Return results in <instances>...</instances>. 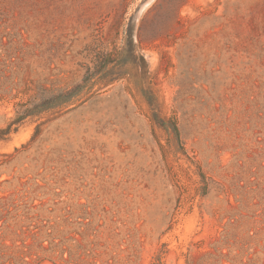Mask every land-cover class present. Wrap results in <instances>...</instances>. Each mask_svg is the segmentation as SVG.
<instances>
[{
    "label": "rangeland",
    "instance_id": "obj_1",
    "mask_svg": "<svg viewBox=\"0 0 264 264\" xmlns=\"http://www.w3.org/2000/svg\"><path fill=\"white\" fill-rule=\"evenodd\" d=\"M79 85L0 142V197L57 184L124 264H187L224 232L262 252L264 0H0V127Z\"/></svg>",
    "mask_w": 264,
    "mask_h": 264
},
{
    "label": "trees",
    "instance_id": "obj_2",
    "mask_svg": "<svg viewBox=\"0 0 264 264\" xmlns=\"http://www.w3.org/2000/svg\"><path fill=\"white\" fill-rule=\"evenodd\" d=\"M82 88L79 85L59 92L32 109L17 112L16 119L0 127V142L9 141L11 135L18 132L16 125L27 118L71 104ZM161 126L172 130L179 138L176 125L163 122ZM37 179L40 178L18 186L16 195L0 197V264H41L46 260L54 264H124L120 255L125 251L109 246V241L119 235L110 232L104 236L100 218L91 214L90 206L84 205L83 212H77L73 204L58 200L57 184L44 179L40 184ZM6 184L16 190L13 182ZM39 194H53L55 198L47 202L38 198ZM260 239L259 233L248 232L240 238L238 233L224 232L220 240L198 256L190 251L187 264H264V249L259 252L256 243ZM203 244L195 243L194 246L201 249ZM66 253L69 258L64 257ZM129 258L133 264L134 256L130 254Z\"/></svg>",
    "mask_w": 264,
    "mask_h": 264
},
{
    "label": "water",
    "instance_id": "obj_3",
    "mask_svg": "<svg viewBox=\"0 0 264 264\" xmlns=\"http://www.w3.org/2000/svg\"><path fill=\"white\" fill-rule=\"evenodd\" d=\"M46 263L54 264L53 262H51V261H48V260H46V261H43L41 264H46Z\"/></svg>",
    "mask_w": 264,
    "mask_h": 264
}]
</instances>
